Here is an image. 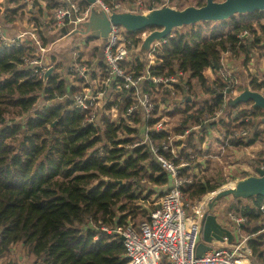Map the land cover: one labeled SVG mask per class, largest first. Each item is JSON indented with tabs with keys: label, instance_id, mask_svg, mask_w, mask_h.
<instances>
[{
	"label": "trees",
	"instance_id": "trees-1",
	"mask_svg": "<svg viewBox=\"0 0 264 264\" xmlns=\"http://www.w3.org/2000/svg\"><path fill=\"white\" fill-rule=\"evenodd\" d=\"M80 1L88 5L85 0ZM203 4L201 0L197 6ZM54 6L48 5L46 12L42 8L35 10L38 14L44 11L37 17L39 25L51 15L49 9ZM263 16L264 11L237 14L211 28L205 27L210 21L192 24L186 31H174L162 45L152 73L190 71L201 90L189 82L187 94L194 98L192 104L187 102L175 110L181 120L175 133L199 124L206 111L213 113L223 108L218 122L221 128H231L225 118L232 116L239 120L236 129L249 126L253 134L247 141L232 140L236 148L264 142V131L254 127L255 119L264 116V111L250 109L249 102L225 112L223 97L213 89L215 84L223 88V79L213 81L204 73L207 68L217 71L221 67L224 51L243 55L244 67L249 61V50L238 35L249 29L254 34L250 46L264 44V25L260 24V32L253 25L243 26L244 19ZM145 30L153 28L131 34L135 37ZM32 51V47H0V262L10 257L8 264L16 263L11 255H15L14 245L19 243L34 259L32 264H125L126 249L114 230L135 222L142 214L138 202H147L150 194L144 195L148 186L142 181L164 186L169 182L168 174L144 146L126 149L117 145L131 141L116 140L119 131H133L126 125L106 123L101 127L89 123L85 111L69 100L45 105L46 101L76 89H70L58 75L49 77L45 84L44 79L23 67L21 57ZM139 65L142 68L144 63ZM240 86L243 88V83ZM250 86L261 90L264 81L253 78ZM200 92L206 97L200 98ZM247 115H251V122H246ZM8 116L25 118L16 121ZM108 142L114 143V148L108 149ZM256 162L264 164V154ZM221 185L195 178L183 188V193L189 199H199ZM243 201L236 199L229 210L246 218L241 230L253 235L248 244L255 264H264V197L253 196L247 204ZM140 222L135 223L138 226Z\"/></svg>",
	"mask_w": 264,
	"mask_h": 264
},
{
	"label": "built area",
	"instance_id": "built-area-1",
	"mask_svg": "<svg viewBox=\"0 0 264 264\" xmlns=\"http://www.w3.org/2000/svg\"><path fill=\"white\" fill-rule=\"evenodd\" d=\"M25 1L32 10H38L41 5L55 6L49 9L51 15L45 18V25L39 26L40 36L39 33L31 31L12 37L8 34L7 28L1 25L0 47L34 48V51L21 57L23 67L32 70L33 75L41 79H44L46 71L53 67L52 76L58 75L60 80L67 81L70 89H76L74 93L67 92L61 97L46 101L45 105L69 100L74 107L85 111L89 123L101 127H105L106 123H115L121 127L126 125L133 131L129 134L125 129L119 131L116 140L129 138L131 141L117 145L126 149L144 146L168 174V186L164 185L165 190L156 209L138 226L134 221H129L124 227H116L114 230L121 239L123 237L127 258L125 264H247L245 262L247 257H252L253 254L248 244L253 235L243 233L241 230L246 218L233 213H228L232 223L227 227L235 234L237 242L214 240L213 246L197 257L201 220L211 195L208 197L204 195L193 205L183 193V188L199 176L191 171V165L198 160L197 156L206 162L208 158L222 156L227 150L237 151L238 147L236 148L231 141L235 138L239 139V142L247 141L249 136L253 135L249 126L236 129L239 120H234L230 116L225 120L231 124V128H221L218 122L223 114L222 108L213 113L206 111L204 116L200 117L199 124L186 128L183 133H175V128L181 124L175 123V110L185 107L187 102L192 104L194 96L188 95L187 90L194 79L190 71L184 70H176L169 74L152 73L162 45L169 37L153 42L147 53L146 63L140 68L139 64L143 62L140 53L142 42L152 30H145L134 37L123 26L112 25L106 44L93 59L84 51V45L79 41L73 46L77 50L70 51L66 64L60 66L62 59L57 58L58 55H56V61L60 62L58 65L47 57L55 43L46 45L44 40L48 39L50 31L56 32L66 24H73L75 28L77 24L86 21L91 12V5L84 6L80 0ZM170 1L96 0L95 3L110 15L114 11L138 10L146 13L167 5ZM35 2H38V5L34 4ZM31 14L36 17V13L33 14L31 11ZM29 35L32 41L28 40ZM238 38L249 50V61L243 67L245 76L249 79L247 83L250 85L253 78L257 82H263L258 72L264 71V58L259 59L260 69L255 70L253 75L247 69L250 67L251 59L254 61L251 65L255 67V60L259 58L257 48L249 44V40L253 42L254 34L246 29ZM135 39L138 40L137 43H134ZM97 49L99 45L93 48ZM237 58L243 60L244 56H237L230 51L222 52L221 67L215 71L213 78L223 79V88L215 84L213 89L219 94H224L222 96L224 106L225 94L234 97L242 90L240 86L242 77L234 66ZM260 91L264 92V88ZM201 97H206V94L200 95ZM245 120L251 122V115H247ZM210 131L215 134L214 138L209 137ZM161 134H164L163 137ZM191 137L193 141L190 143ZM114 146V143H107L108 149ZM213 149L216 150L215 154ZM185 168L190 170L185 173ZM261 209L264 213V206H261ZM103 230L110 232L107 227H103ZM17 245H14V248Z\"/></svg>",
	"mask_w": 264,
	"mask_h": 264
},
{
	"label": "water",
	"instance_id": "water-1",
	"mask_svg": "<svg viewBox=\"0 0 264 264\" xmlns=\"http://www.w3.org/2000/svg\"><path fill=\"white\" fill-rule=\"evenodd\" d=\"M85 1L91 5L88 19L77 24L75 28L73 24H66L55 32L51 38H48V44L55 43L52 49L59 47L61 43H65L68 48H71L77 40L98 39L100 40L99 52H101L107 42L112 25H121L129 32L153 28L142 42L140 53L143 56L144 64L153 42L170 37L177 28L200 22L223 21L237 14L264 11V0H205L201 6L190 5L182 9L164 5L146 13L114 11L108 15L100 5L95 3L96 0ZM53 71V67L46 71L45 84L52 76ZM261 77L264 81V72L261 73ZM219 95L224 96L223 93ZM225 97V112L233 106L249 102L251 103L250 109L259 108L264 111V92L252 89L246 79H244L243 88L238 95L233 97L225 94ZM259 121L264 124V116L259 117ZM119 182L121 183V181ZM212 193L214 196L212 195L213 197L211 196L207 200L201 220L200 237L196 250L197 257L211 248L214 240L227 241L228 243L237 242L235 234L218 221L215 214L216 205L219 200L227 196H231L235 200H246L253 196L264 197V169L258 168L256 175L240 179L234 187L217 189Z\"/></svg>",
	"mask_w": 264,
	"mask_h": 264
},
{
	"label": "rangeland",
	"instance_id": "rangeland-1",
	"mask_svg": "<svg viewBox=\"0 0 264 264\" xmlns=\"http://www.w3.org/2000/svg\"><path fill=\"white\" fill-rule=\"evenodd\" d=\"M201 0H174V1H170L169 3H167V6H172L173 8H178V9H182L185 8L187 6L190 5H198L200 3ZM205 3V0H202ZM5 2V0H4ZM12 2H16L14 0H8L7 4L5 3L6 7L8 5H10ZM34 4L38 5L37 2H35ZM17 5V2H16ZM164 6V5H163ZM26 7L25 3H20V6L18 7L17 11H21L22 8ZM28 8V7H26ZM7 11L9 13V10L7 8ZM134 12H140V11H134ZM22 16L24 15V13H22ZM12 15V14H9ZM34 20V19H33ZM220 21L217 22H211L210 24H208L209 26H205V27H209L211 28L213 25H217L219 24ZM245 24H250L253 25L254 28H259V32H260V24L264 25V16L261 17L260 19H256L255 17L252 19H244V23L243 26H245ZM39 25V24H38ZM43 25H45V23H43ZM251 29V27H249ZM178 29V30H177ZM175 31H186L188 30V26H183L181 28H177ZM57 32V31H56ZM174 32V31H173ZM172 32V33H173ZM55 34V32H49V37L51 38L53 35ZM48 37V38H49ZM83 40V39H82ZM81 39L77 40V42L81 43L82 45H86L84 47V50L86 51H90L93 54H95L96 52L93 51V48L96 45H100V40L98 39H87L85 42H83ZM43 42V40H42ZM44 43H46V45L48 44V39L44 40ZM256 51L259 54V58H257L255 60V67H253L251 64L254 63L253 59L250 60V67L248 69L249 73H255V70L259 71V67L261 64V60H259L260 58H264V46L263 45H259L256 46ZM72 50H77L76 48H74L73 46L71 48H68L67 45L65 43H61L59 47L52 49L50 52L47 53V57L51 58L52 61H55L57 63V65L60 62L56 61V55L57 58L58 57H62V54H66L69 51ZM242 63V59L240 60ZM62 62H65L64 57H62ZM60 66H62V63H60ZM60 68V67H58ZM243 68V66H242ZM61 69V68H60ZM244 70V68H243ZM240 71V70H239ZM264 71H261V73ZM260 72H258V74H261ZM253 75V74H252ZM242 77L241 81L242 83L244 82V79H246V81L248 82L249 79H247V77L244 75H240ZM240 92V91H238ZM40 102H42V99L40 100ZM44 102V100H43ZM242 108H244V106H241ZM246 107V106H245ZM9 118L13 117V116H8ZM262 117V116H261ZM25 118V116L22 117H17L13 119H16V121H20L23 120ZM175 123L180 122V115H176V118L174 119ZM256 125H254V127H256L255 129H260L262 131H264V124L261 123L259 121V118L255 119V123ZM210 138H214L215 134L213 132H209L208 133ZM217 147V145H215V148ZM218 154V152H217ZM264 154V142L260 144H256L248 149H245L244 147H238L237 151L232 152L230 150H227L222 156L218 157H214L210 159V162H208V166L204 165V161L202 162V160L200 159L201 157L197 156L196 158L198 160H196L194 162V164L191 165V171H193V173L199 175L198 179H207L212 181V183H223V185H221L220 188H228L229 186L234 187V185L237 183V181H239L240 179L244 178V176H248V175H256L257 174V169L258 168H262L264 169V164H258L256 160H258L262 155ZM202 165H201V162ZM144 181V180H143ZM144 184H147L148 189H146L144 191V195L149 194L148 196V200L147 202H138V205L142 206V214H140L136 219L135 222L138 223L140 220H144L147 218V216L149 215V213L151 211H153L154 209H156V207L158 206L159 202H160V198L163 195V192L165 190L164 186H155L153 184H150L149 182H143ZM230 184V185H229ZM168 186V185H166ZM226 186V187H224ZM212 192H209L208 194H206L204 197H208L209 195H211ZM214 196V195H213ZM212 196V197H213ZM201 198L199 199H190L193 203V205L198 202ZM235 199H233L231 196H227L225 198H222L221 200H219L218 204L216 205L215 211L219 212L218 215L221 214V212H223L225 215L227 213L226 210H229L230 204L232 202H234ZM245 204H247V199L243 201ZM243 204V205H245ZM249 204H251L249 202ZM264 206V204L262 205ZM231 210H229L230 212ZM143 212H145V214H143ZM231 213L240 216L239 214H237L234 211H231ZM217 215L218 219H220V217ZM223 221V225L225 226H230V224L232 223L230 218L227 216L226 219L222 220ZM16 252H18V254H21L19 257V261L16 260V262L19 263H24V264H32L33 263V258L31 256H28L25 252L22 253V248L21 245L18 243L17 247H16ZM26 254V256H25ZM248 259L245 261L247 264L250 261L251 264H255L253 257L248 256ZM10 257L6 258L2 260L3 264H8L10 261ZM16 264V263H15Z\"/></svg>",
	"mask_w": 264,
	"mask_h": 264
},
{
	"label": "crops",
	"instance_id": "crops-1",
	"mask_svg": "<svg viewBox=\"0 0 264 264\" xmlns=\"http://www.w3.org/2000/svg\"><path fill=\"white\" fill-rule=\"evenodd\" d=\"M0 1L2 2V5L0 6V26L1 25L5 26L7 28V32H8V34H10V36L17 37L18 35H20V34H22L24 32H31V31L39 33L38 30H39V26L40 25H38V22H39L40 19L37 18V17L39 16L40 12H39V14L36 13V18H35V16H33L31 14V11L35 13V10H32L29 7V4L25 0H14V1L17 2V5H16V2H12L7 7H6L5 3L7 4V1L8 0H5V2H4V0H0ZM20 3H25L26 4V7H28V8L24 7V8L21 9V11H17L18 7L20 6ZM43 7L41 6L39 8L40 9L42 8L46 12V10H47L46 9V6H43ZM7 8L9 10V13L7 11ZM44 11H42L43 13L40 14V15H43L44 14ZM21 12L24 13L23 16H22ZM9 14H12V15H9ZM39 36H40V33H39ZM28 40L29 41H32V38L30 37V35L28 36ZM260 45H264V44L261 43ZM85 46L86 45H84L83 48ZM84 51H86V50H84ZM93 51H95V50H93ZM69 53H70V51L68 53H66V54H62L61 55L62 57H64V60H65V62H61L62 63V66H64L66 64L67 58L69 56ZM86 53L90 56L91 59H93L97 55V53L93 54L90 51H86ZM62 57H61V59H62ZM237 59L238 60H236L234 66L237 69V71L240 70L239 71V74L240 75H244V70L242 68V66H243L242 63L243 62L241 63V61H240L241 59L240 58H237ZM258 69H260V67ZM204 73H205L206 77L209 78L210 80H213V78H214V76L216 74V72L212 68H207ZM193 79L194 80L191 81V84L194 85V88L200 90V86H199V83L197 82V79L195 77H193ZM218 80H213V81H218ZM200 94L203 95L205 93L204 92H202V93L200 92ZM175 114L176 115H180L179 113H175ZM190 140L193 141V138L192 139L190 138ZM256 144H260L261 145V143H255V144L250 145V146L252 147V146H254ZM213 153L214 154L216 153V150L215 149H213ZM211 158H214V157H211ZM211 158H208L206 160V162H205V160L203 158H200V159L204 161V163H205L204 165H207L208 166V162H210V159ZM201 165H202V163H201ZM202 167H203V165H202ZM189 170L190 169H188V171ZM244 177H246V176H244ZM226 211H227L226 215L223 212H221V214L218 215L219 212H216L215 211V214L220 217L219 221H221L222 223H223L222 220L226 219V217L228 216V213H231V212H228V210H226ZM21 248H22V253L23 252L26 253L25 248L22 245H21ZM15 249L16 248L13 249V252H14L15 255H11V254L10 255L13 256V258H15V259L17 258L18 261H19V257H20L21 254H18V252H15ZM25 256H26V254H25ZM17 264H24V263L17 262Z\"/></svg>",
	"mask_w": 264,
	"mask_h": 264
},
{
	"label": "bare ground",
	"instance_id": "bare-ground-1",
	"mask_svg": "<svg viewBox=\"0 0 264 264\" xmlns=\"http://www.w3.org/2000/svg\"><path fill=\"white\" fill-rule=\"evenodd\" d=\"M229 185H230V184H229ZM235 185H236V184H235ZM235 185H234V186H235ZM224 187H226V186H224ZM229 187H232V186H229ZM212 195H213V193L211 194V196H212Z\"/></svg>",
	"mask_w": 264,
	"mask_h": 264
}]
</instances>
